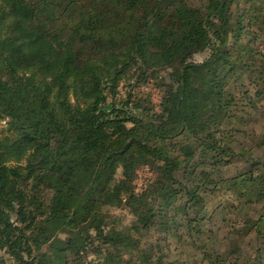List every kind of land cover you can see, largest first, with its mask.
Wrapping results in <instances>:
<instances>
[{
    "label": "trees",
    "instance_id": "16d2710c",
    "mask_svg": "<svg viewBox=\"0 0 264 264\" xmlns=\"http://www.w3.org/2000/svg\"><path fill=\"white\" fill-rule=\"evenodd\" d=\"M149 82L158 105L136 93ZM4 120L0 264H171L169 237L241 264L207 227L230 194L253 210L231 241L264 264V0H0Z\"/></svg>",
    "mask_w": 264,
    "mask_h": 264
},
{
    "label": "rangeland",
    "instance_id": "374dc122",
    "mask_svg": "<svg viewBox=\"0 0 264 264\" xmlns=\"http://www.w3.org/2000/svg\"><path fill=\"white\" fill-rule=\"evenodd\" d=\"M192 2L199 4L200 0H192ZM208 55L209 51H205L197 53L193 58L196 61H202L206 59ZM162 74H166V70H163ZM121 92L122 96H126L127 88L124 86V84H122L121 86ZM137 92H139L140 96H143V98H152V100L157 105L161 102L162 91L155 86L154 82H149L148 84L142 85L136 91V93ZM263 122L264 120H259V122H254L253 126H258L257 129H259L261 125L264 124ZM7 128V120L2 121L0 123V136L7 131ZM241 142L242 144H248V142L250 141L247 138L243 137L241 139ZM263 151L264 147L260 148L259 150H255V152H258L259 154ZM248 165L249 164L246 161L235 160L229 166L223 169L225 172L224 176H230L236 174L237 172H242L246 168H248ZM121 173V170H119L118 177L121 176ZM154 178V172L148 166H142L138 170L137 179L135 182L136 191H142ZM223 201H225L224 207L219 209L213 219L207 223V227L216 232V237L214 238L216 240L214 242L216 243V245L215 248L212 249V251L217 250L216 252L222 253L223 251L232 248L236 243L237 245H241L238 251V253H240L239 261L241 264H246V260H249L250 256L254 257L256 255L254 251L250 249L252 243H255V240L252 239V237L248 239L234 237L235 240L233 242L231 241L232 236H230V232L232 230V225H234L240 217L244 216V214H253L252 207L248 206L246 209L240 211V209L237 208V205H239V200L234 194L227 195ZM109 210L113 216L120 218V227L129 226L134 220V216L128 206L112 207L109 208ZM159 236L162 239L163 236L154 231L153 233H151V236L147 238V240L149 243H152L155 242V239ZM161 245L163 246L164 251L169 253L171 264H203L201 262V255L197 250H194L192 246H189L187 244H178L172 237L167 238V240H162ZM0 257L7 258V256L4 255L3 252H0Z\"/></svg>",
    "mask_w": 264,
    "mask_h": 264
}]
</instances>
